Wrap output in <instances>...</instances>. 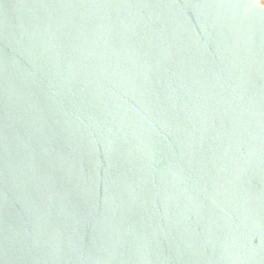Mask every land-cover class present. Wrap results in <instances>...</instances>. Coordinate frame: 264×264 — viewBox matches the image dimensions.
Returning <instances> with one entry per match:
<instances>
[{"label": "water", "instance_id": "water-1", "mask_svg": "<svg viewBox=\"0 0 264 264\" xmlns=\"http://www.w3.org/2000/svg\"><path fill=\"white\" fill-rule=\"evenodd\" d=\"M0 264H264V0H0Z\"/></svg>", "mask_w": 264, "mask_h": 264}]
</instances>
